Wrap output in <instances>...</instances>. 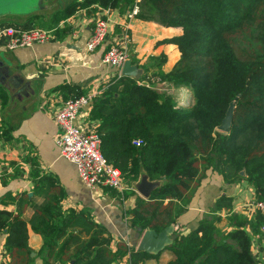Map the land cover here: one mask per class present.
I'll use <instances>...</instances> for the list:
<instances>
[{"label":"trees","instance_id":"trees-1","mask_svg":"<svg viewBox=\"0 0 264 264\" xmlns=\"http://www.w3.org/2000/svg\"><path fill=\"white\" fill-rule=\"evenodd\" d=\"M90 1L104 8H131L135 2ZM138 6L141 20L178 29L155 45L172 46L178 54L174 60L164 51L154 56L155 82L165 87L152 85L145 74L121 76L103 87L90 107L100 152L120 170L123 182L131 187L141 170L161 182L147 199L132 188L122 192L137 194L127 209L129 225L143 233L175 223L208 170L228 184L247 181L255 198L264 199V0H140ZM180 88L190 91L187 98L170 91ZM83 93L74 90L69 98ZM237 95L230 129L221 132L217 127ZM48 179H38L42 187L31 199L20 196L34 202L28 220L19 210H0L11 264L33 263L29 231L41 237L42 264H143L153 257L135 245L113 250L109 232L86 210L62 209ZM230 202L220 196L194 230L173 234L166 247L172 257L164 264H258L252 237L264 235V214L258 211L252 221L229 215L232 228L222 230L216 210Z\"/></svg>","mask_w":264,"mask_h":264},{"label":"crops","instance_id":"crops-1","mask_svg":"<svg viewBox=\"0 0 264 264\" xmlns=\"http://www.w3.org/2000/svg\"><path fill=\"white\" fill-rule=\"evenodd\" d=\"M87 1L35 0L31 14L0 16V25L52 30L47 41L31 47L13 51L0 47V61L3 63L0 68L2 71L5 65L10 68L9 71L5 69L0 78V210H19L28 220L34 212V202H22L20 196L25 194L31 199L35 188L39 187L38 179L48 176L52 190L61 196L62 209L86 210L93 221L109 232V244L113 250L120 244L135 245L137 249L146 230L140 233L128 223L127 209L134 206L138 194L133 188L135 181L129 187L122 179L125 190L132 188L137 193L128 197L107 187L89 189L84 185L75 165L61 155L55 142L60 132L55 113L74 90L98 94L116 79L114 70L101 63V56L110 44L122 41L124 35L128 37L132 63L137 65L139 76L145 74L156 86L154 56L164 51L174 60L178 54L170 55L172 46L155 45L178 33V29L165 28L137 16L128 19L130 7L125 4L106 9ZM32 16H36L35 19ZM101 16L107 19V39L93 51H88L86 43L94 20ZM126 24L129 29H125ZM180 90H183L179 91L183 99L190 94L187 88ZM90 107L91 103L80 111L76 124L87 132L95 133L98 122L90 119ZM222 195L230 197L231 202L228 207L216 210L221 217L220 229L232 228L227 222L229 215L253 220L258 211L248 203L256 199L254 187L245 180L228 184L218 172L208 170L186 209L175 223L170 224L167 238L171 242L157 253L144 251L153 257L143 264L166 263L172 257L166 247L173 242V234L185 235L194 230L205 213L215 210V202ZM4 237L3 231L0 233V264H11L4 248ZM252 239V253L258 264H264V235L254 234ZM41 244V237L29 231L32 264L43 262Z\"/></svg>","mask_w":264,"mask_h":264},{"label":"built area","instance_id":"built-area-1","mask_svg":"<svg viewBox=\"0 0 264 264\" xmlns=\"http://www.w3.org/2000/svg\"><path fill=\"white\" fill-rule=\"evenodd\" d=\"M140 0H135L127 14L128 19L137 16ZM108 9V8H106ZM125 29H129L126 24ZM52 30L40 27H17L13 24L0 25V47L6 51L31 47L36 43H43L51 36ZM107 19L103 16L94 20L92 32L87 39L86 49L93 51L107 39ZM131 58L128 48V37L119 43L110 44L101 56V63L114 70V78H120L121 69L125 61ZM96 93L85 92L79 96L64 101L63 106L55 113V120L59 127L56 144L61 155L73 163L80 180L89 189L107 187L122 193L126 187L122 182L120 170L108 163L99 149V139L95 133L87 132L76 124L80 111L88 106ZM134 143L139 145L140 140ZM257 211L264 214V199H255L248 203ZM264 232V224L261 226ZM1 233V232H0Z\"/></svg>","mask_w":264,"mask_h":264},{"label":"water","instance_id":"water-1","mask_svg":"<svg viewBox=\"0 0 264 264\" xmlns=\"http://www.w3.org/2000/svg\"><path fill=\"white\" fill-rule=\"evenodd\" d=\"M35 1V0H33ZM11 14V11H0V16ZM23 14V13H22ZM3 65L2 61H0V67ZM5 69L7 71L10 70L9 66L5 65V68H0V78L3 77L5 74ZM139 70L137 68L136 64H133L130 59L125 61V63L122 66L121 73L123 76H129V77H138L139 76ZM1 82V80H0ZM235 97L233 101H231L228 105V108L226 110L225 116L222 119L220 125L217 127V129L221 132H228L231 126L232 118H233V112L235 107V101L238 98ZM161 182L157 180H150L146 172H141L137 178V180L133 184L134 190L141 195L143 198L147 199L149 198L151 192L160 185ZM171 231V226H167L165 229H163L160 232H156L155 230L148 229L144 232L137 249L146 251L149 253H157L160 251L165 245L169 244L171 241L167 238V235Z\"/></svg>","mask_w":264,"mask_h":264},{"label":"rangeland","instance_id":"rangeland-1","mask_svg":"<svg viewBox=\"0 0 264 264\" xmlns=\"http://www.w3.org/2000/svg\"><path fill=\"white\" fill-rule=\"evenodd\" d=\"M34 5L35 1L33 0H0V11H11V14L9 15H19V14H31L34 11ZM4 16V15H3ZM170 55L172 56L176 51L172 49L170 52ZM156 87L164 88L165 84L160 83L157 84ZM173 89H170L171 92H174L175 95L179 96V91H172Z\"/></svg>","mask_w":264,"mask_h":264},{"label":"bare ground","instance_id":"bare-ground-1","mask_svg":"<svg viewBox=\"0 0 264 264\" xmlns=\"http://www.w3.org/2000/svg\"><path fill=\"white\" fill-rule=\"evenodd\" d=\"M102 47V46H101Z\"/></svg>","mask_w":264,"mask_h":264}]
</instances>
